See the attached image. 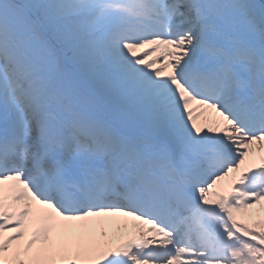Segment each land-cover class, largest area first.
Instances as JSON below:
<instances>
[{
  "label": "snow or ice",
  "instance_id": "obj_1",
  "mask_svg": "<svg viewBox=\"0 0 264 264\" xmlns=\"http://www.w3.org/2000/svg\"><path fill=\"white\" fill-rule=\"evenodd\" d=\"M0 264H264V0H0Z\"/></svg>",
  "mask_w": 264,
  "mask_h": 264
}]
</instances>
